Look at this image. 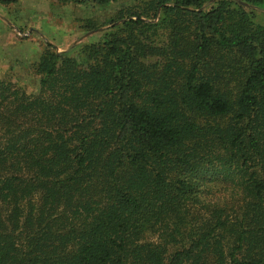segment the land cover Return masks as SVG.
Instances as JSON below:
<instances>
[{"label": "trees", "instance_id": "trees-1", "mask_svg": "<svg viewBox=\"0 0 264 264\" xmlns=\"http://www.w3.org/2000/svg\"><path fill=\"white\" fill-rule=\"evenodd\" d=\"M126 1L0 75V264H264V0Z\"/></svg>", "mask_w": 264, "mask_h": 264}, {"label": "rangeland", "instance_id": "rangeland-1", "mask_svg": "<svg viewBox=\"0 0 264 264\" xmlns=\"http://www.w3.org/2000/svg\"><path fill=\"white\" fill-rule=\"evenodd\" d=\"M130 3L119 0L107 8L62 5L54 0L0 3V75L9 76L28 94H35L38 81L30 66L45 48L49 46L80 62L82 46L98 42L102 31L109 27L87 32L85 24L93 21L100 25ZM252 12L254 23L264 25V8ZM157 20L147 21L156 23Z\"/></svg>", "mask_w": 264, "mask_h": 264}]
</instances>
